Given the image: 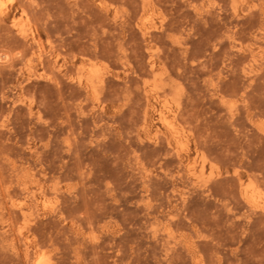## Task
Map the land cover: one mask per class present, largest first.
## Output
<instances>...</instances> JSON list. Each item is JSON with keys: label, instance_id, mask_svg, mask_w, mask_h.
Wrapping results in <instances>:
<instances>
[{"label": "rangeland", "instance_id": "374dc122", "mask_svg": "<svg viewBox=\"0 0 264 264\" xmlns=\"http://www.w3.org/2000/svg\"><path fill=\"white\" fill-rule=\"evenodd\" d=\"M254 190L264 0H0V264H264Z\"/></svg>", "mask_w": 264, "mask_h": 264}, {"label": "bare ground", "instance_id": "6f19581e", "mask_svg": "<svg viewBox=\"0 0 264 264\" xmlns=\"http://www.w3.org/2000/svg\"><path fill=\"white\" fill-rule=\"evenodd\" d=\"M21 33H22V35L23 36H26L27 35V30L25 29V27H22L21 28ZM92 77H91V81H92V83H95V81L98 79V82L100 83V85L104 82V79L103 78H100L97 74H92L91 75ZM88 79V78H87ZM82 81V80H81ZM80 81V82H81ZM90 81V82H91ZM87 82V81H86ZM91 83V84H92ZM95 85H96V83H95ZM99 85V86H100ZM98 88V87H97ZM161 119H162V121H163V123L166 125V126H168L169 128H172V124L168 121V119H167V117H164V116H162L161 117ZM204 168H203V171L201 172V174L203 175L204 174ZM210 177V176H209ZM198 181L202 184L203 182H204V180L202 179V176L201 177H198ZM203 186V185H202ZM249 186V185H248ZM247 187V186H246ZM255 191L256 190H254L253 191V193L250 195V197H249V203L251 204V205H253V207L255 208V209H259V210H261V211H263L264 212V192H258V194L256 193L255 194ZM246 195L248 196L249 195V193L246 191ZM18 208H20V210L21 211H27V210H29V208L25 205V204H22V203H20V204H18V205H16ZM47 207V206H46Z\"/></svg>", "mask_w": 264, "mask_h": 264}, {"label": "clouds", "instance_id": "9594fccd", "mask_svg": "<svg viewBox=\"0 0 264 264\" xmlns=\"http://www.w3.org/2000/svg\"><path fill=\"white\" fill-rule=\"evenodd\" d=\"M17 55H19V54H17ZM229 211H231V209H229Z\"/></svg>", "mask_w": 264, "mask_h": 264}]
</instances>
